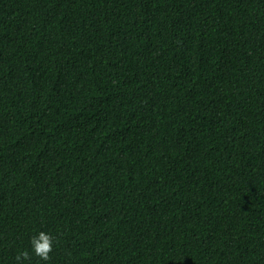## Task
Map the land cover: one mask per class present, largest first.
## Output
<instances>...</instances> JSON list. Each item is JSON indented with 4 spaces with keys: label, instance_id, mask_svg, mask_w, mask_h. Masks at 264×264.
Instances as JSON below:
<instances>
[{
    "label": "trees",
    "instance_id": "obj_1",
    "mask_svg": "<svg viewBox=\"0 0 264 264\" xmlns=\"http://www.w3.org/2000/svg\"><path fill=\"white\" fill-rule=\"evenodd\" d=\"M0 264H264V0H0Z\"/></svg>",
    "mask_w": 264,
    "mask_h": 264
},
{
    "label": "clouds",
    "instance_id": "obj_2",
    "mask_svg": "<svg viewBox=\"0 0 264 264\" xmlns=\"http://www.w3.org/2000/svg\"><path fill=\"white\" fill-rule=\"evenodd\" d=\"M54 237L43 231L39 232L38 236L31 237L30 244L35 256L39 257L43 261H48L50 253L53 251ZM28 260L29 253L27 251L21 252L16 256V260Z\"/></svg>",
    "mask_w": 264,
    "mask_h": 264
}]
</instances>
